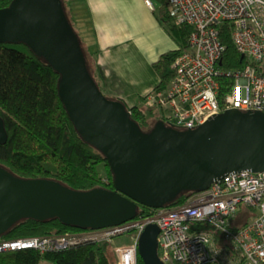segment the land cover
<instances>
[{"label":"water","instance_id":"95a60500","mask_svg":"<svg viewBox=\"0 0 264 264\" xmlns=\"http://www.w3.org/2000/svg\"><path fill=\"white\" fill-rule=\"evenodd\" d=\"M0 41L27 43L60 73L59 93L70 117L115 175L114 188L82 189L52 177L20 176L0 164V235L26 217H59L83 228L116 226L135 219L140 203L161 207L230 171L264 169V111L232 107L195 127L161 119L145 129L123 98L100 86L64 0L1 6ZM8 138L0 113V142ZM159 233L152 221L140 234L146 264H169L160 254Z\"/></svg>","mask_w":264,"mask_h":264},{"label":"built area","instance_id":"2783aa9c","mask_svg":"<svg viewBox=\"0 0 264 264\" xmlns=\"http://www.w3.org/2000/svg\"><path fill=\"white\" fill-rule=\"evenodd\" d=\"M153 10L158 0H145ZM170 14L192 25L190 45L173 62L176 73L165 88H152L144 104L159 106L175 126L190 128L227 108L264 111V0H165ZM232 26L236 48L248 61L227 66L220 31ZM253 208L239 227L240 208ZM245 210V209H244ZM160 226V254L169 264H264V169L233 170L205 189L193 191L177 205H164L142 218L104 228L62 234L1 238L0 252L24 247L41 251L110 238L120 264H138L139 238L144 227ZM221 231L227 246L215 245ZM211 221L218 224L215 227ZM236 224V225H235ZM209 241L213 252L200 239Z\"/></svg>","mask_w":264,"mask_h":264},{"label":"trees","instance_id":"16d2710c","mask_svg":"<svg viewBox=\"0 0 264 264\" xmlns=\"http://www.w3.org/2000/svg\"><path fill=\"white\" fill-rule=\"evenodd\" d=\"M68 14L80 34L88 56L90 68L100 86L106 92L108 77L101 65H93L91 57L98 51L93 43L89 17L81 0H64ZM12 0H0V7ZM161 16L169 25L178 40V47L164 52L154 62L161 80L155 86L165 88L175 76L174 60L183 48L190 45L192 25L178 21L170 14L168 5L162 3ZM70 9V10H69ZM84 17V18H83ZM83 28L84 32L81 30ZM226 43L225 62L236 66L248 61L235 46L232 26L224 22L220 31ZM60 73L42 56H39L25 42L0 41V113L5 118L9 131L6 143L0 142V164L15 174L24 177H52L75 188L106 186L114 188V172L104 153L84 139L59 93ZM140 97V100H138ZM136 103L129 105L132 116L145 128H151L158 120L169 124L174 121L159 106L144 104L145 95H140ZM110 181H104V168ZM192 191L181 193L173 206L185 201ZM245 209V210H244ZM241 207L236 220L239 227L252 214L253 208ZM156 207L140 203L136 218L147 217ZM235 224V225H236ZM215 233V245L227 246L221 231L213 229L207 221L199 222ZM91 228V227H89ZM85 229L66 223L59 217L37 219L26 217L16 222L1 238H16L35 235L62 234L68 231ZM46 259L52 264H120L113 241L110 238L78 243L61 249L41 251L35 247L10 249L0 252V264H41ZM138 264H146L139 252Z\"/></svg>","mask_w":264,"mask_h":264},{"label":"crops","instance_id":"0c3cea01","mask_svg":"<svg viewBox=\"0 0 264 264\" xmlns=\"http://www.w3.org/2000/svg\"><path fill=\"white\" fill-rule=\"evenodd\" d=\"M89 17L94 54L108 77L106 91L129 105L161 80L154 62L178 47V40L161 16L162 2L151 9L145 0H81ZM166 4V3H165ZM84 18V17H83Z\"/></svg>","mask_w":264,"mask_h":264},{"label":"rangeland","instance_id":"374dc122","mask_svg":"<svg viewBox=\"0 0 264 264\" xmlns=\"http://www.w3.org/2000/svg\"><path fill=\"white\" fill-rule=\"evenodd\" d=\"M69 10H70V9H69ZM80 27H81V26H80ZM81 30L84 32V30H83L82 27H81ZM91 61H92L93 65H95V63H94V57H93V56L91 57ZM106 94H108V95L111 96V97H115V95H113L112 93H109V92H107V91H106ZM137 99H138V98H137ZM138 100H140V97H139ZM99 167L102 168V167H103V164H100ZM103 168H104V172H105L104 181L109 182V181H110V177L107 175L105 167H103ZM242 220H243V219H238L237 222H242ZM41 264H52V263H51L50 261L46 260V259H43L42 262H41Z\"/></svg>","mask_w":264,"mask_h":264},{"label":"clouds","instance_id":"9594fccd","mask_svg":"<svg viewBox=\"0 0 264 264\" xmlns=\"http://www.w3.org/2000/svg\"><path fill=\"white\" fill-rule=\"evenodd\" d=\"M211 223L215 226V227H219L218 224H215L214 221H211ZM227 229H221V231H225ZM200 241L205 245L207 246L212 252H213V247L209 244V241L207 239H204V238H201Z\"/></svg>","mask_w":264,"mask_h":264}]
</instances>
